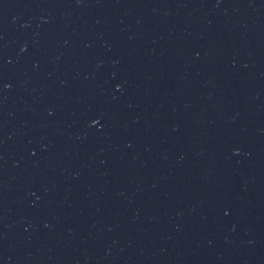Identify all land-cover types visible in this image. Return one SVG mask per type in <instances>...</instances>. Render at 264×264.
Returning a JSON list of instances; mask_svg holds the SVG:
<instances>
[{"label":"water","instance_id":"water-1","mask_svg":"<svg viewBox=\"0 0 264 264\" xmlns=\"http://www.w3.org/2000/svg\"><path fill=\"white\" fill-rule=\"evenodd\" d=\"M0 264H264V0H0Z\"/></svg>","mask_w":264,"mask_h":264}]
</instances>
